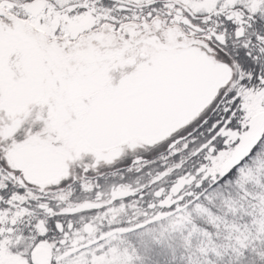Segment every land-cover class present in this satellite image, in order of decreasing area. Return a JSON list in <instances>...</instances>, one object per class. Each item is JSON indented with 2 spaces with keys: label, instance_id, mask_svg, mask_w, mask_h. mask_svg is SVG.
Listing matches in <instances>:
<instances>
[{
  "label": "snow or ice",
  "instance_id": "1",
  "mask_svg": "<svg viewBox=\"0 0 264 264\" xmlns=\"http://www.w3.org/2000/svg\"><path fill=\"white\" fill-rule=\"evenodd\" d=\"M0 264H264V0H0Z\"/></svg>",
  "mask_w": 264,
  "mask_h": 264
}]
</instances>
